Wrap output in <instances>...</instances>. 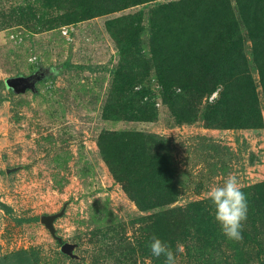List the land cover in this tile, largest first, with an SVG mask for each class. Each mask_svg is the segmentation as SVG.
I'll return each mask as SVG.
<instances>
[{
	"label": "rangeland",
	"instance_id": "374dc122",
	"mask_svg": "<svg viewBox=\"0 0 264 264\" xmlns=\"http://www.w3.org/2000/svg\"><path fill=\"white\" fill-rule=\"evenodd\" d=\"M174 1L180 0L160 3ZM43 6L44 0H0V257L35 249L40 264H135L136 260L151 264L154 257L143 258L140 243L154 236V221L162 226L173 210L207 199L209 189L230 173L238 176L242 188L264 183V126L224 129L207 128L203 122L179 124L161 97L155 121L104 117L113 88L111 72L121 58L106 24L144 12L147 25L155 4L53 28L21 21L19 13L32 9L42 19ZM243 34L258 84L252 45L245 30ZM149 86L159 94L157 81L151 78ZM107 131L139 132L169 142L179 185L175 203L146 212L138 209L101 156L99 136ZM62 211L54 223L62 244L41 221L16 223ZM63 244H68V252ZM131 245L136 246V260L128 261L126 250ZM184 252L188 255L186 246ZM214 256L203 264H238ZM235 257L245 264H264L255 255L235 253ZM177 264L201 263L186 262L177 253Z\"/></svg>",
	"mask_w": 264,
	"mask_h": 264
},
{
	"label": "trees",
	"instance_id": "16d2710c",
	"mask_svg": "<svg viewBox=\"0 0 264 264\" xmlns=\"http://www.w3.org/2000/svg\"><path fill=\"white\" fill-rule=\"evenodd\" d=\"M160 1L44 0L42 19L37 18L33 9L20 12L19 17L43 29L155 4L147 25L144 12L120 16L106 24L121 58L111 72L113 88L104 117L155 121L157 101L161 97L179 124L203 122L207 128H262L264 109L258 84L264 98V0H180L166 4ZM243 30L252 45L258 84L250 68ZM151 78L157 81L159 94L149 89ZM176 87L183 89V93L177 95ZM99 148L114 180L140 211L177 201L175 160L165 139L139 132L107 131L99 136ZM242 191L248 197L249 211L240 242L223 235L208 198L173 210L162 226L153 220V234L170 244L174 251L179 243H185L188 255L179 254L189 263L203 264L207 258L220 254L231 262L245 264L235 253L264 260V183ZM40 219L21 218L16 223L23 226ZM146 222L145 218L141 221ZM152 237L140 243L143 258L151 255L147 245ZM214 246L218 247L215 254L208 251ZM126 256L132 261L136 246L131 245ZM0 264H40V257L35 249H19L0 257ZM151 264H164V258L154 257Z\"/></svg>",
	"mask_w": 264,
	"mask_h": 264
},
{
	"label": "clouds",
	"instance_id": "9594fccd",
	"mask_svg": "<svg viewBox=\"0 0 264 264\" xmlns=\"http://www.w3.org/2000/svg\"><path fill=\"white\" fill-rule=\"evenodd\" d=\"M177 95L183 93V89L176 87ZM148 100L145 97L144 102ZM207 198L215 209V220L221 226V231L228 240L240 242L243 239V224L248 219L249 202L247 195L242 191V185L235 173H230L219 185L212 186L207 192ZM153 257L164 258V264H177V253L184 252V246L178 244L175 251L172 246L153 236L147 245Z\"/></svg>",
	"mask_w": 264,
	"mask_h": 264
},
{
	"label": "water",
	"instance_id": "95a60500",
	"mask_svg": "<svg viewBox=\"0 0 264 264\" xmlns=\"http://www.w3.org/2000/svg\"><path fill=\"white\" fill-rule=\"evenodd\" d=\"M64 214V211H62L60 214H56V215H45V216H41V223H43L46 228L50 231V233L52 234V236L60 243L62 244L63 239L59 236L56 235V229L54 226L55 221L62 217V215ZM63 251L68 252L69 250V246L68 244H63Z\"/></svg>",
	"mask_w": 264,
	"mask_h": 264
}]
</instances>
